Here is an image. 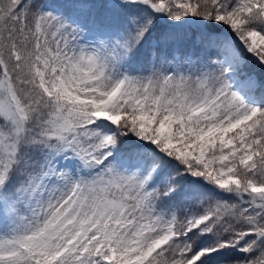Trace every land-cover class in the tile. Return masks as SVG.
Returning <instances> with one entry per match:
<instances>
[{
	"label": "snow or ice",
	"instance_id": "obj_1",
	"mask_svg": "<svg viewBox=\"0 0 264 264\" xmlns=\"http://www.w3.org/2000/svg\"><path fill=\"white\" fill-rule=\"evenodd\" d=\"M0 264H264V0H0Z\"/></svg>",
	"mask_w": 264,
	"mask_h": 264
}]
</instances>
